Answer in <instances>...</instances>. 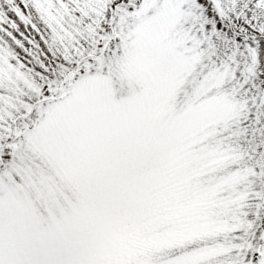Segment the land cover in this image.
I'll return each mask as SVG.
<instances>
[{"label": "snow or ice", "instance_id": "6c2138e0", "mask_svg": "<svg viewBox=\"0 0 264 264\" xmlns=\"http://www.w3.org/2000/svg\"><path fill=\"white\" fill-rule=\"evenodd\" d=\"M160 138L212 141V218L134 259L40 226L53 170ZM0 264H264V0H0Z\"/></svg>", "mask_w": 264, "mask_h": 264}, {"label": "rangeland", "instance_id": "374dc122", "mask_svg": "<svg viewBox=\"0 0 264 264\" xmlns=\"http://www.w3.org/2000/svg\"><path fill=\"white\" fill-rule=\"evenodd\" d=\"M211 144L160 138L138 158L83 164L63 175L53 170L49 204L28 189L33 213L76 246L134 259L159 235L190 231L220 211L226 193L219 186L230 169L208 162Z\"/></svg>", "mask_w": 264, "mask_h": 264}, {"label": "trees", "instance_id": "16d2710c", "mask_svg": "<svg viewBox=\"0 0 264 264\" xmlns=\"http://www.w3.org/2000/svg\"><path fill=\"white\" fill-rule=\"evenodd\" d=\"M223 169H226V168H223Z\"/></svg>", "mask_w": 264, "mask_h": 264}]
</instances>
